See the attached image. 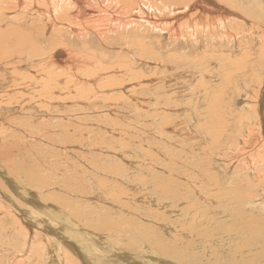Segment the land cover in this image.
I'll return each instance as SVG.
<instances>
[{
	"label": "rangeland",
	"instance_id": "374dc122",
	"mask_svg": "<svg viewBox=\"0 0 264 264\" xmlns=\"http://www.w3.org/2000/svg\"><path fill=\"white\" fill-rule=\"evenodd\" d=\"M23 15L31 16L30 14L29 15L23 14ZM194 15L190 17L191 18L190 21L196 20L195 18L200 19L198 17L199 15H197V17L196 15L195 16ZM192 18L194 19L192 20ZM25 21H26L25 26L29 27L31 24H34L35 29L39 27L41 29L44 25L43 23L37 22L36 20H33L31 18ZM22 23H23L22 21H16V24L13 25L22 27L21 26ZM235 25L237 26L235 30L239 34L242 30L241 23ZM230 26L233 27L234 24H231ZM40 29L35 30L33 32V36L38 37L36 39L42 43V46H40L44 50L42 51L48 54L47 56H49L53 54V52L55 51V48H53V46L61 41L56 38L51 39L52 38L51 31L44 37L43 34L39 32ZM219 32L223 33L220 29H216L215 31H212V33H214L215 35L213 37L219 35ZM233 32L236 33L235 31ZM159 34L161 35V33ZM157 35L158 34H154V33L152 35V38L153 37L155 38V43H156L155 49L158 51L157 55H161V58L164 61V62L162 61V63L163 64L166 63L164 65L162 64L161 65L162 67H158V73L167 74L164 68H166V70L172 71L173 65L183 64L182 65L183 67L179 66L178 70L180 72L182 71L184 72V70L186 71L190 67L196 69L198 73L194 75V77L197 78V81L196 83L191 84V86L193 87H189L188 89L184 90V92L177 91L181 87L180 83L177 82L174 83L172 81H169L168 78L163 79V81H159V82L157 80L153 85H151V83H145L140 87L138 94V98H139L138 100L143 104L139 102L140 105L136 110H135L136 107L134 106L135 102L133 101V97L129 93L124 92L123 90H122L123 93L119 91L102 93V94L101 92H99V95H97L98 94L97 93L96 96H93L94 98L92 97L90 100V102L93 103L91 106H94L91 107V110H89L91 113L83 112L80 114L73 115L72 113L74 111L76 110L85 111V109L86 111H88L87 109H89V107L86 104H83L82 99L80 103L78 102L64 103L66 102L67 96H69V94H65L63 96L60 95L56 97L60 100L61 104L59 103L58 105V103L56 102L57 103L56 105L55 102H52L47 107L46 105H44L45 98L43 96H38L39 84L38 85L36 84L37 88L35 85L32 89V92L30 93L29 91L27 92L24 90L25 87L29 88V86L32 85L30 82L31 81L30 78L29 81L28 78L26 79L24 77L29 76L32 77L33 80H36V77H41L39 76V74L45 71V67L43 66L41 61H44L47 58L41 55L39 58L37 57L38 58L37 59L35 56L36 54L35 55L32 54L33 56H35L34 58H31L32 64H29L28 66L25 65L24 67L19 68L18 71L20 74H22L23 76L22 78H24L21 79V81H18L20 76L17 78V80H15L14 78H12V75H8L5 72L0 73V90L2 91L3 89L4 90L6 89L7 90L6 95L9 96L13 94V96H11L9 100H6V98H4L5 102H0V135L6 136L8 134L9 137V139H7L8 141L7 143L4 142L3 139L0 140V150H1L0 180L3 179L2 181H0V192H1L0 194L3 196L2 198L0 197V261H1L0 264H5L6 263L5 260H8L10 257L14 255V252L12 251L14 248H16L17 251L19 250L24 251L23 254H26L25 257L26 259L29 260L28 262L29 264H36V263L37 264H67L65 260H66V256L68 255L72 259L74 258L73 259L74 261L71 264H229V263L230 264H264V247L261 248L260 246H258L260 242L261 244L264 242V226H263L264 223L262 222L264 220V180L262 181L259 180V176L264 173L263 172L260 173L259 171L258 172L260 174L254 171L252 173L249 171H248L249 173L248 172L242 173V169L244 167H242L241 164L236 163L238 159L235 156L237 155H233L234 157L232 156V158L230 159L231 161L224 160L223 157H221L225 153L224 152L225 150L224 149L222 150V148L224 146L227 145L230 146L232 144V141L228 139H230V136L235 135V133H238V128L240 126L246 129L247 127L251 126V121H253L256 118L260 119L259 111L256 110L255 112L253 111L252 113L251 110L254 109L249 105H253V107H255V105H257V107L261 106V104L258 103H260V100L264 96L263 71H262L263 73H261V78L263 79V80L261 79V81H263L262 84L263 86L261 85L262 87L261 86L257 87V90L254 89V87H251L252 92L248 93V102H250L247 103L248 105L244 104L242 102L244 100L239 96L237 97V95H239L242 91H244V93L247 94V91L251 89H248L247 91L242 90L244 88V84L241 80H237V79H232L233 82L230 81L229 83L231 84H229L228 81L227 82L225 81L226 80L225 78H228V76H226V74L223 73V71H227L228 74L229 70L232 69L230 64L231 62H235L236 60H243L241 53L239 51L242 50L241 48L242 46H244V44L246 46L248 45L251 46L253 53L255 52L254 53L255 56H256V51L258 50L257 48L262 44L261 45L260 43L258 44V40L256 39V37H254L255 35L253 36L252 34L248 37L242 35V37L236 40L237 42L223 41L221 43L220 41L214 40V38H210V40H207V37L205 36L203 37L200 36L201 34H198L202 40L200 39L199 44L197 45H194L192 43L188 45L187 49H183L184 52L186 53L185 54L183 53V55H179L178 59H183L185 56L187 57V59L179 61L178 59L173 58L172 54H174V51H170L172 47H170V49L168 48V45L170 44H168L167 40L165 39V36L161 35L160 37L159 35L158 36ZM158 44L161 45L159 46ZM179 44L180 43H178V45ZM78 45L79 48H77L76 51L79 49L80 52L86 53L85 49L82 50L81 49L82 47H80L82 46V44L78 43ZM207 46H209V48ZM54 47H56V45ZM115 50L117 52V55L120 54L122 57L115 55L116 54ZM60 51L65 52L66 56L57 59L56 55H53L54 60H56V62L57 61L59 62L67 58L68 52L66 50H63V48H61V50H57V53ZM89 52L93 53L94 51L93 49H91V51L89 50ZM96 52L101 55H103L104 53V51H99V50ZM127 52L130 53L128 50ZM180 52L181 51H178L179 54ZM205 52L208 53L206 54ZM228 52L230 53V55H232V60H230L231 59V57H229L230 55L226 54ZM123 53H124V49H120V48H115L114 50L113 49L108 50L107 56L113 57V60L110 59L108 64L106 66L104 65V67L109 68L112 72L116 71L115 69L112 68L114 67V65L117 66L118 63L120 64L124 63ZM113 54L114 56H112ZM174 61H176L177 63H175ZM109 64L112 65L113 67L109 66ZM197 64H201V65H197ZM204 65L208 67V73H206L207 75L205 77H202V75L200 74L201 73L200 69ZM227 65L229 68L226 67ZM222 66H224V68H222ZM33 72L34 75H32ZM111 73L107 76L108 79H110L109 76L113 77L116 72L115 73L113 72L112 75ZM186 73L188 72L186 71ZM212 73L213 76L218 75L220 77L221 89L217 90L216 93H211V95H209L208 93L210 92L206 91L205 86L204 88H202L203 85H201L202 87H200L199 84L205 79L204 83L206 87H209V90H212L211 88L214 86H218L220 82L217 83L216 81H213L214 83L212 85L208 84L209 82L207 79L209 77H212ZM115 75L119 76L120 74L117 72V74ZM148 75H150V73H148ZM172 75L173 74H171L169 77L171 78ZM40 79L41 78H39V80H36V83L39 82ZM178 79H179L178 82L190 83L188 79L192 80V77L185 76L184 78V76L181 75V77H178ZM234 81L235 82L237 81L238 87H242L240 88L242 91L239 90L237 85L235 86L236 83ZM250 83L251 85L253 84L252 86H254V84H257V83H253L252 81H250ZM232 84L233 86H231ZM231 87L233 88V90ZM41 89H43L42 86L39 88V90ZM197 89L199 90L203 89L205 90V93ZM253 90H255L254 93ZM96 91L98 92V90ZM96 91L94 90V92ZM234 91H236V93ZM200 93L203 94L202 99H199V96L195 97V95H199ZM127 94H129L130 96ZM206 95L209 97H207ZM23 97L27 98L26 100H24L23 104L27 102L29 105L31 99H33L34 101L33 104L32 105L30 104L29 108L24 109L26 111L23 113L18 112L16 114H10L8 111L16 109L13 111L17 112L18 110L23 109L22 106L17 105L16 103L17 100H23ZM119 97H122L121 98L122 100L118 101V103L122 102V104H120L121 106H124L126 104L125 105L126 109L125 107L124 108L121 107V111L124 112L125 114L128 112L127 115L129 116V119L127 121L122 116L125 114H118L117 117L115 116L117 114L116 112H115L116 114H112V112H110V109H108L112 105L110 102L113 103L114 101L115 103H117L115 99ZM238 98L240 99V101H238ZM257 98L259 99L258 102L256 101ZM41 99L42 101H40ZM95 101H97V103ZM108 103L110 105H108ZM179 104L180 105L183 104V105L180 106ZM263 105L264 103L262 104V106ZM146 107L147 109H145ZM177 107L180 108V110ZM47 109H49V111L51 110V113ZM92 109H94V111ZM195 110H197L196 111L197 113L195 112ZM30 111L35 113L39 112L41 114L40 115L41 117L39 116L40 118L39 117L37 118L36 116H32ZM118 113H120V111ZM188 113L189 114L191 113V115L195 117V119L197 116H200L202 114L201 117L198 118V120L200 119V125L203 126L204 133L209 131L212 134L218 133L220 136H222L220 139L221 140L220 145L217 147V149L213 150L214 155H216L214 156V159L212 160L206 159L205 157L206 154L204 153L202 155L201 152L203 149H206V151H210L212 145L205 146L204 144H202L204 147L200 146V148L197 149L200 151L198 152L196 150V147L193 146L195 145V143L196 144L199 143V142H195L196 140L195 135H193L194 139L192 140H188L187 139L188 137H185L184 139H181V137H179L178 133H184V130L185 132H187V129H185L186 126L183 130H181V127H184V125H186L187 123L184 125L178 124L177 123L178 117L182 114V117L186 118L185 115L188 116L189 115ZM199 113L200 115H198ZM254 113L257 114L255 115ZM7 116H9L11 120L6 121ZM53 116L54 119L52 118ZM71 116L74 117L76 116V117L73 118ZM119 116H121L122 118ZM166 116L168 117L170 116L171 119L174 118L175 119V120L173 119L174 122L171 121L169 125L168 124L162 125V122H164L165 118H167ZM46 118H50V121L49 119ZM109 118H111L110 120H113L118 124H123L124 126H126V127L117 128L125 133L126 135L125 137H121V135L118 134H116L115 136H112V134L110 135V133L113 131L112 128L114 129V126L112 125V122L109 121ZM240 119H242L243 121ZM72 120L73 121L75 120L74 121L75 123ZM124 121L127 123H125ZM88 122L91 123L89 124ZM10 124L11 126H9ZM62 125L63 128L61 127ZM130 125L132 126V129ZM175 125H177L178 130L175 129ZM71 127L74 128L75 130L72 129ZM191 128L194 129L193 127ZM76 129H80V130H76ZM133 129H135L137 132ZM4 131H6V134H4ZM8 131L10 134L7 133ZM107 131H109L108 132L109 135L107 134ZM30 132L32 135H29ZM148 132H151L150 135H148L149 134ZM228 134L231 135L229 136ZM26 136L28 139L26 138ZM117 137L119 140L117 139ZM127 137L129 142L127 141ZM159 137H161V139ZM123 139H125L126 142ZM134 139L136 140V142ZM226 139L229 142H226ZM120 140H122V142ZM198 140L202 141L201 138H199ZM68 142H72V143H68ZM190 145H192L195 149L190 150L189 148ZM246 145L248 146L249 144ZM254 146L255 145L251 146L250 143V146H248V148L244 150H249V148ZM219 152L221 153L219 154ZM193 154H196L197 156L195 158L196 160L195 162H201L202 164V166L198 164L196 167L193 165L194 169L191 168L192 165L188 166V163L184 162V158L186 155L194 157ZM249 155L255 156L253 152L249 153ZM106 158H108L109 160L108 159L106 160ZM149 158L151 159L148 160ZM204 159L210 160L212 169H209V167L205 166V162L207 161H204ZM145 160L146 161L148 160L149 163H147L148 161L146 162ZM152 161L154 162V164ZM132 163L133 164L135 163V165H133ZM74 164L78 166L81 164L80 165L81 167L80 166L77 167ZM149 164H151L152 166ZM130 166L134 168V171H130L131 169ZM175 166H177L176 172L169 174L170 170ZM48 168L51 170H49ZM238 168L241 169V173L239 174L234 171ZM128 172L130 174L125 176V174H127ZM255 173L258 174L256 175ZM214 174H218L219 178L221 177L219 180V184H217L216 186L212 185L213 182L211 180V175ZM245 174H247V176ZM161 177L163 179H160ZM40 178L43 179L40 180ZM153 178H155L156 180ZM170 178H173L174 179L173 182H175V184L173 183V187H171L172 189L174 188L173 191H175L174 193L175 195H172V193L168 194L167 191H164L161 188V186H166V185L168 186ZM233 178L236 179V182L231 186H229V182L231 183ZM8 179L11 182H9ZM34 179L37 181V183H35L36 181ZM88 179H90L91 181L89 182ZM175 179L177 180V182L175 181ZM205 179L207 180V183L203 184V181ZM38 180H40L41 183ZM140 180L141 181L145 180L144 183L146 185L144 187L145 190L133 189L132 186L133 187L139 186L138 183L141 182ZM82 181L84 183H82ZM100 181L101 182L103 181V183L105 182L104 188L107 190L102 189L99 186ZM127 181H131V183L125 184V182ZM220 181H222L223 183L222 188L220 187ZM150 182H152V184ZM46 185H48V187ZM241 186L243 188H240ZM184 189L187 190L186 192L189 191L192 192L191 200L190 199L182 200L184 197L180 198L179 194L182 195L181 192L182 191L185 192ZM241 189H245L243 191L246 193L245 197H243L242 199L239 197L240 196L239 191H242ZM116 190L118 193L116 192ZM120 191L128 193L130 197L131 196L133 197V199H131L132 197L129 198L128 196H126L128 200L126 199V197L122 198V196L119 195ZM225 192L230 195V196L228 195L230 199L229 202ZM28 193H30V195ZM110 193L117 196H112ZM144 194L145 196H147L148 194L149 195L145 197ZM150 194H153L155 196L153 204L160 202L159 200H161L160 203L163 204L168 203V209L171 207L173 211L178 213V215L166 213L165 216L162 218L168 221L172 225L173 230L181 229L183 231V227H184L183 225H185L184 229L186 232L188 233L195 232L196 235L191 234L190 235L191 237L189 236V238L181 237L183 234H181V236L179 235L181 239L183 238V240H186L184 244L188 243L186 247L189 246V244L191 245L189 250H186V252L187 251L189 252L184 253L181 251L182 249L181 246L183 245V243L181 242H183V240L180 239L181 241L179 246L175 241V239H173L174 237L171 236V235L174 236L176 235L175 231L170 232L171 234L170 236L168 237L165 236L163 239L161 238L162 241L159 239L152 240L151 235L155 236L154 234L156 232V227L155 225H153V220L148 221L145 218L146 217L145 214L151 210L159 211L162 213L163 210L161 211V209H159L154 205H149L150 201H148L147 199H149L148 197L150 196ZM135 195L137 196L134 197ZM138 197L139 199H135ZM143 197H145L146 200ZM140 198L143 199L141 200ZM176 198L177 200H175ZM41 204L42 206H40ZM45 205H47L46 209H44L45 207H43ZM241 205H243L244 207H242ZM23 207H25V209ZM54 207L55 210L53 209ZM118 208L119 209L121 208L122 211H120ZM56 210L58 211L56 212ZM186 210L189 213L191 212L190 213L191 216L187 213ZM59 211L61 214L59 213ZM125 211H127L126 212L127 214L124 213ZM225 211L231 212L229 214L233 213V217L234 216L235 217L233 218L231 215H227V214L225 215V217L222 218L218 216V214L223 216ZM108 212L110 213L109 215ZM89 213L90 215L91 213H93L94 216L93 219L88 216ZM195 214H198L200 220L198 217H196ZM241 215L243 217L247 215L249 216L248 218L251 217L257 218L259 221H257L256 223L253 222L252 224L253 226L257 225L261 220L259 226L261 225L262 227L258 228L255 226V229L253 231V233H255L257 236H252L248 234L249 231L248 228H245V223L247 222V220L250 219L245 220V218L241 217ZM2 216H4L5 218ZM226 216L229 217L227 218ZM36 217H38V219L42 217L41 219H39V221L41 222L38 223L35 222L34 220ZM44 217H46L45 220ZM86 217L92 220V222L91 223L87 222L88 219L86 221L85 220ZM186 217L188 218L186 219ZM142 218H145V220H143ZM185 219L187 220L186 222ZM188 219L190 220V222L188 221ZM204 219L205 221H203ZM177 220L178 222H176ZM197 220L199 221L197 222ZM227 220L228 221L231 220V221L228 222ZM103 221H105L106 223L105 225L102 224ZM191 221L194 223H192ZM72 222H74L73 223L74 225L72 224ZM201 222L203 223L201 224ZM190 223L193 224L195 227ZM205 224L207 226H203ZM45 225H48L49 227H46ZM115 225L121 226V232H119L118 234L116 232V228H114ZM180 225L183 227H181ZM123 226L126 228L122 229ZM201 226L202 228H200ZM220 226H222V228H220ZM231 226L233 229H231ZM74 227H76V229ZM107 227H109V230H107L108 229ZM225 227H228L229 229ZM223 228L224 231L226 229L225 232L223 231ZM145 229H149L150 231L152 230L154 231V233H151L148 230L145 231ZM72 230L74 231L72 232ZM37 231H42V233H40V235L38 233L37 234L38 236L36 238L35 232ZM82 231L85 232L83 233V235H82ZM20 235H21V239L19 238ZM236 235L242 237L239 238L236 237ZM92 236L96 238H93ZM236 238H239L240 240ZM88 240L90 241L88 242ZM159 241L160 244L166 247L168 250L170 249H172L171 251H173L174 249L176 250L175 252H173L174 253L173 256L171 255L170 257V255H165L157 249L156 243L159 244ZM228 244L231 247H229ZM11 247L12 249H9ZM232 250L235 251L233 252ZM34 251L35 252L37 251L36 254L34 253ZM227 251L231 254H229ZM107 252H111V253L109 254ZM21 253L22 251L18 254V256ZM220 254H222L221 256L223 259L221 258ZM4 258L6 259L4 260Z\"/></svg>",
	"mask_w": 264,
	"mask_h": 264
},
{
	"label": "bare ground",
	"instance_id": "6f19581e",
	"mask_svg": "<svg viewBox=\"0 0 264 264\" xmlns=\"http://www.w3.org/2000/svg\"><path fill=\"white\" fill-rule=\"evenodd\" d=\"M4 5V6H3ZM23 14H30L31 16H25ZM199 15L198 18H195L196 20H193L194 18H192L193 21L191 20V16L193 15ZM194 15V16H195ZM29 18L36 20L37 22L43 23V27L40 29L34 28V24H31L29 27L25 26V20H28ZM16 21H22L23 23L21 24L22 27L20 26H16L13 24H16ZM190 21V22H189ZM241 23V32L238 34V32H236L235 28L237 27L235 24H240ZM234 24L233 27H231L230 25ZM250 27V28H249ZM249 28V29H248ZM254 28V30H253ZM40 29L39 32H41L43 34V36L45 37V35H47L50 31L52 33V38H56L58 40H60L61 42L56 43V47L53 46V48H55V51L53 52V54L47 56L48 54H46L45 52H43L44 50L40 47L42 46V43L39 42L36 38L38 37H34L33 36V32L35 30ZM216 29H220L223 33L219 32V35L215 36L214 33H212V31H215ZM131 30V32H130ZM233 31H235L236 33H234ZM38 32V33H39ZM201 32V33H199ZM217 32V31H216ZM229 32V33H228ZM154 34H158L160 37L161 35L165 36V39L167 40L168 44V48L170 49V47H172V49H170V51H174L173 58L178 59L179 55H183V53L185 54L186 52H184L183 49H187L189 44H194L197 45L199 44L200 41V37L198 34H201L200 36H205L207 37V40H210V38H214V40L216 41H236L238 38L242 37V35L245 36H250L251 34L256 37V39L258 40V44L260 43L261 46H259L255 51H256V56L253 53V50L251 48L250 45L246 46L244 44V46H242V50L239 51L241 53L242 59L243 60H236L235 62H231V67L232 69L229 70V73L227 74V71H223V73L226 74V76H228V78H225L226 82L228 81V83L230 81H232V79H237V80H241L244 84V88L242 90L247 91L248 89H251V87H254V89L257 90V87H260L263 84V81H261V73L264 72V0H0V73L1 72H5L8 75H12V78H14L15 80H17V78L19 77L18 81H21V79L24 78H30V82L32 85L29 86V88H24L25 91H29L32 92L33 87L37 84H39L38 87V96H43L45 98V102L44 105H46L48 107V105L52 102H55V104L59 105L60 100L58 98H56L57 96L60 95H65V94H69V96H67L66 102L64 103H69V102H78L80 103L81 99L83 100V104H86L89 109H87L88 111L84 110H79V111H74L72 110V114L76 115V114H80L83 112H90L89 110H91V106L93 103L90 102L91 98L93 96L99 95V92L102 93H108V92H114V91H119L121 93L127 92L129 93L132 97H133V101L135 102V110L138 109L139 107V98H138V94H139V90L140 87L142 85H144L145 83H151V85L155 84V82L158 80L159 81H163V79H169V81H172L174 83H180L181 87L180 89H178L177 91L179 92H184V90L188 89L189 87H193L191 86V84L196 83L197 78L194 77V75H196L198 72L196 71V69H193L192 67H188L189 69H187L186 71L188 73H186V71L184 70V72H180L178 70L179 66H182L183 64L180 65H173L172 66V71L170 70H166L167 74H159L158 73V67H162L161 65L163 64L162 61L163 59L161 58V55H157V50L156 48V43H155V38H152V35ZM161 33V35L159 34ZM257 33V34H256ZM157 35V36H158ZM241 35V36H240ZM258 35V36H257ZM162 36V37H163ZM156 37V36H155ZM164 39V38H163ZM164 39V40H165ZM249 39V38H248ZM162 40V41H164ZM202 40V39H201ZM75 41V42H74ZM215 41V42H216ZM161 42V41H160ZM176 42V43H175ZM237 42V41H236ZM249 42V40H248ZM247 42V43H248ZM78 43L82 44L81 49L84 50L86 53L80 52L79 49L76 51L77 48H79ZM159 43V42H158ZM178 43H180L178 45ZM205 43V42H203ZM256 43V42H254ZM243 44V43H242ZM241 44V45H242ZM159 46L161 44H158ZM240 45V44H239ZM133 46V47H132ZM215 46V45H214ZM237 46V45H236ZM209 48V46H207ZM213 47V46H212ZM61 48H63V50H66L68 52L67 58L61 61H57L54 60V56L56 55L57 59H60L64 56H66L65 52L60 51L57 53V50H61ZM115 48H120V49H124V53H123V60L124 63H118L117 66L114 67L112 65L109 64V66L113 67L112 69H115L116 71H113L115 74H117V72L120 74L119 76H116L114 74V76H109L110 79L107 78V76L112 72L109 68L104 67V65L106 66L108 64V62L111 60H113V57L107 56L108 50H114ZM166 48V46H165ZM206 48V49H208ZM80 49V50H81ZM91 49H93V53L89 52V50L91 51ZM164 49V48H162ZM211 49V48H210ZM43 50V51H42ZM53 50V49H52ZM104 51L103 55L98 54L96 51ZM119 50V49H118ZM127 50L131 53H128ZM168 50V49H167ZM215 50V49H214ZM178 51H181L180 54L178 53ZM114 52V51H113ZM112 52V53H113ZM116 52V50H115ZM121 52V51H120ZM163 52V51H162ZM216 52V51H215ZM230 52V51H229ZM226 53L229 54L230 53ZM49 53V52H48ZM57 53V54H56ZM110 53V52H109ZM129 55V56H127ZM206 54L208 52H205ZM213 53V52H212ZM32 54H36V58L41 56L46 57L47 59H45L44 61H41L43 66L45 67V71L42 73H38L39 76L41 77H36V80H39V82L36 83V80H33L32 77L26 76L24 78H22V74L19 73V68L20 67H24L25 65L28 66L29 64H32V59L35 56H33ZM211 54V53H210ZM224 54V53H223ZM117 55V52L116 54ZM114 56V54L112 55ZM117 56L122 57L120 54H118ZM116 57V56H115ZM129 57V58H128ZM229 57H231L230 60H232V55H230ZM37 58V59H38ZM51 58V59H50ZM50 59V60H49ZM116 59V58H115ZM187 59V57L185 56L183 59H178L179 61L185 60ZM234 59V58H233ZM119 60V59H118ZM196 60V59H195ZM194 60V61H195ZM229 60V61H230ZM117 61V60H116ZM161 61V62H159ZM220 61V60H219ZM115 62V61H113ZM164 62V61H163ZM175 63H177L176 61H174ZM197 62V61H196ZM204 62V61H203ZM211 62V61H210ZM183 63V62H182ZM215 63V62H214ZM229 63V62H228ZM112 64V61H111ZM166 64V63H164ZM163 64V65H164ZM18 65V66H16ZM41 65V64H40ZM156 67H154V66ZM197 65H201V64H197ZM142 66V68H141ZM171 66V64H170ZM225 66V65H224ZM224 66H222V68H224ZM183 67V66H182ZM228 67V65L226 66ZM187 68V67H186ZM197 68V67H196ZM207 68V70H206ZM229 68V67H228ZM33 69V68H32ZM38 70V69H37ZM90 70V71H89ZM199 70V68H198ZM201 75L202 77H205L208 73V67H206L205 65L203 67H201ZM218 70V69H217ZM227 70V69H226ZM25 71V70H24ZM92 71V72H91ZM263 71V72H262ZM29 72V71H27ZM112 72V73H113ZM210 72V71H209ZM31 73V72H30ZM111 73V75H112ZM148 73H150V75H148ZM184 73V74H183ZM186 73V74H185ZM218 73V72H216ZM171 74H173L171 76V78L169 77ZM189 74V75H188ZM3 75V73H2ZM7 75V76H8ZM32 75H34V72L32 73ZM181 75L184 76H191L192 80H189L190 83H181L178 82L179 79L178 77H181ZM199 75V74H198ZM116 76V77H115ZM211 76V75H210ZM236 76V77H235ZM112 77V78H111ZM190 78V77H188ZM107 79V80H106ZM264 79V78H263ZM262 79V80H263ZM177 80V81H176ZM201 80V79H200ZM205 80V79H204ZM204 80L199 84L200 87H202L201 85H203L202 88H204L206 91H209L210 93H208L209 95H211V93H216L217 90L221 89V80L220 77L218 75H214L212 73V77H209L208 80V84L212 85L214 82L216 81L217 83L220 82L218 84V86H214L209 90V87H206ZM3 81V80H2ZM43 81V82H42ZM250 81H252L253 83H257L254 84V86L251 85ZM255 81V82H254ZM24 82V81H23ZM42 82V83H41ZM102 82V83H101ZM200 82V81H199ZM215 82V84H216ZM225 82V83H226ZM233 82V81H232ZM235 82V81H234ZM19 83V82H18ZM235 86L237 85V81L235 82ZM159 84V83H158ZM189 84V85H188ZM207 84V83H206ZM231 84V83H229ZM36 85V88H37ZM10 86V85H9ZM15 86V85H14ZM18 86V85H16ZM42 86L43 89L39 90V88ZM132 86V88H131ZM198 86V85H197ZM233 86V84L231 85ZM240 86V85H239ZM263 86V85H262ZM261 86V87H262ZM130 87V88H129ZM174 87V86H173ZM238 87V85H237ZM171 88V87H170ZM230 88V87H229ZM232 88V87H231ZM239 90H241L240 88L242 87H238ZM264 88V87H263ZM144 89V88H143ZM151 89V88H150ZM260 89V88H259ZM94 90H98V92H94ZM123 90V91H122ZM199 90V89H197ZM233 90V88H232ZM235 90V88H234ZM241 90V91H242ZM9 91V90H8ZM199 91L204 92L205 90L200 89ZM84 92V93H82ZM191 92V91H190ZM233 92V91H232ZM236 93V91H234ZM238 92V91H237ZM252 92L251 90L247 91V94L244 93V91H242L239 95H237V97H241L244 101H242L244 104L250 103L248 102V93ZM255 92V90H253V93ZM263 92V90H262ZM261 92V93H262ZM189 93V92H188ZM7 94V90L3 89L2 91L0 90V102H5L4 98H6V100H9L11 98V96H13V94L11 96L6 95ZM43 94V95H42ZM82 94V95H81ZM110 94V93H109ZM118 94V93H116ZM120 94V93H119ZM127 94V95H129ZM182 94V93H180ZM187 94V93H185ZM184 94V95H185ZM6 95V96H5ZM15 95V93H14ZM104 95V94H103ZM129 95V96H130ZM183 95V96H184ZM220 95V94H219ZM231 95V94H230ZM234 95V94H233ZM26 96V95H25ZM30 96V95H29ZM101 96V95H100ZM99 96V98H100ZM107 96V95H106ZM109 96V95H108ZM114 96V95H113ZM192 96V95H191ZM199 96V99H202L203 94L200 93L199 95H195V97ZM207 96V95H206ZM103 97V96H102ZM123 97V96H122ZM122 97L116 98L115 101L117 103H115L113 101L110 102L112 105L110 106V112H112V114H116L115 116H117L118 114H125L124 112L121 111V107L126 109V104L124 106H121L120 104H122V102L118 103V101H121ZM155 97V96H154ZM181 97V96H180ZM189 97V96H188ZM205 97V96H204ZM209 97V96H207ZM216 97V96H215ZM234 97V96H233ZM253 97V96H251ZM250 97V98H251ZM258 97V96H257ZM260 97V96H259ZM60 98V97H59ZM94 98V97H93ZM106 98V97H105ZM115 98V97H114ZM141 98V97H140ZM213 98V97H212ZM26 97H23V100H17V105H20L23 107V109L18 110L17 112L13 111L16 109H13L11 111H8L10 114H16L18 112H25L27 109L30 107V104H33V99H31V101L28 103L26 102L24 103V100H26ZM61 99V98H60ZM108 99V98H107ZM181 99V98H180ZM253 99V98H252ZM261 99V98H260ZM264 96L263 98L260 100L261 106L255 105V107H253V105H249L250 107H252L254 110H251L252 113L253 111L255 112L256 110L259 111V117L260 119H254L253 121H251L249 118L248 119L251 121V126L247 127L246 129H244L242 126H240L238 128V133H235V135L230 136L231 134H228L230 136V139L232 141V144L230 146H224L222 148V150L224 149L225 153L223 154V159L224 160H230L232 158L233 155H237L235 156L238 160V162L236 161V163L241 164L242 167H244L242 169V173L244 172H260V173H264V105L262 106ZM42 101V99L40 100ZM182 101V100H181ZM238 101H240V99L238 98ZM256 101L258 102L259 99L257 98ZM57 102V103H56ZM97 103V101H95ZM190 102V101H189ZM215 102V101H214ZM232 102V101H230ZM130 103V102H128ZM141 103V102H140ZM216 103V102H215ZM61 104V103H60ZM95 104V103H94ZM107 104V103H106ZM114 104V105H113ZM143 104V103H141ZM185 104V103H184ZM198 104V103H197ZM8 105V104H7ZM42 105V104H41ZM103 105V104H102ZM105 105V104H104ZM108 105H110L108 103ZM133 105V104H132ZM178 105V104H177ZM180 105V104H179ZM183 104H181L180 106H182ZM227 105V104H226ZM248 105V104H247ZM97 106V105H96ZM159 106V105H158ZM190 106V105H189ZM198 106V105H197ZM205 106V105H204ZM59 107V106H58ZM108 107V106H107ZM120 107V108H119ZM130 107V106H129ZM249 107V109H250ZM5 108V107H4ZM143 108V107H142ZM178 108V107H177ZM195 108V107H194ZM11 109V108H10ZM120 113H118L119 111ZM140 109V108H139ZM147 109V107L145 108ZM180 110V108H178ZM2 110V109H1ZM49 111V109H47ZM94 111V109H92ZM134 110V113H135ZM166 110V109H165ZM202 110V109H201ZM29 111V110H28ZM38 111V110H37ZM40 111V110H39ZM98 111V110H97ZM127 111V110H126ZM141 111V110H140ZM159 111V110H158ZM162 111V110H161ZM197 110H195L196 112ZM250 111V112H251ZM31 112V111H30ZM51 113V110L49 111ZM65 112V111H64ZM70 112V111H69ZM116 112V113H115ZM207 112V111H206ZM210 112V111H209ZM39 113V112H38ZM35 113V112H31L32 116H36L37 118L41 115L40 113ZM46 113V112H45ZM91 113V112H90ZM100 113V112H99ZM153 113V112H152ZM197 113V112H196ZM93 114V112H92ZM128 112L125 115H122L125 120L127 121L129 119V116L127 115ZM132 114V113H131ZM168 114V113H167ZM189 114V113H188ZM255 115L257 113H254ZM44 115V114H43ZM50 115V114H49ZM59 115V114H58ZM61 115V114H60ZM91 115V114H90ZM100 115V114H99ZM137 115V114H136ZM143 115V113H142ZM200 115V113L198 114ZM202 115V114H201ZM197 116L196 119L195 117H193L191 115V113L187 116L186 118L182 117V114L178 117V124L180 125H184V127H181V130H183L186 126L185 129H187V132L184 133H178L179 137H181V139H184L185 137H188V140H192L194 139L195 135V142H199V143H195L196 150L200 148V146H203L202 144H204L205 146L207 145H212L210 151H206V149H203L202 155L205 153L206 154V159H214V152L213 150L217 149V147L220 145V139L222 136H220L218 133L212 134L209 131L204 133V128L202 125H200V119L198 120V118L201 117ZM210 115V114H209ZM252 115V114H251ZM250 115V116H251ZM62 116V115H61ZM67 116V115H65ZM81 116V115H80ZM79 116V117H80ZM93 116V115H92ZM41 117V116H40ZM39 117V118H40ZM56 117V116H55ZM59 117V116H58ZM69 117V116H68ZM73 118H75L74 116H71ZM113 117V116H112ZM118 117V116H117ZM121 117V116H119ZM167 118H165V123L162 122V125L165 124H170L171 121L174 122L173 119L170 118V116H166ZM256 117V116H255ZM51 118V117H50ZM50 118H46L49 119ZM54 119V116L52 117ZM64 118V117H63ZM122 118V117H121ZM132 118V117H131ZM145 118V117H144ZM203 118V116H202ZM221 118V117H220ZM253 118V117H252ZM58 119V118H57ZM111 118H109V121L112 122V125L114 126V129L112 128V132L110 133V135L112 134V136H115L116 134L121 135V137H125V133L123 131H121L120 129H117L118 127H126L123 124H118L117 122L110 120ZM119 119V118H117ZM137 119V118H136ZM215 119V118H214ZM7 120H11V118L9 116H7ZM65 120V119H64ZM81 120V118H80ZM97 120V119H96ZM162 120V119H161ZM242 120V119H240ZM73 121V120H72ZM75 121V120H74ZM73 121V122H74ZM146 121V120H145ZM177 121V120H176ZM243 121V120H242ZM241 121V122H242ZM71 122V121H70ZM77 122V121H76ZM125 122V121H124ZM123 122V123H124ZM136 122V120H135ZM138 122V121H137ZM160 122V121H159ZM199 122V123H196ZM7 123V122H6ZM9 123V122H8ZM75 123V122H74ZM89 123V122H88ZM91 123V122H90ZM89 123V124H90ZM110 123V122H109ZM127 123V122H125ZM124 123V124H125ZM133 123V121H132ZM147 123V122H146ZM249 123V122H247ZM73 124V123H71ZM129 124V123H128ZM126 124V125H128ZM138 124V123H137ZM140 124V123H139ZM148 124V123H147ZM196 124V126H195ZM45 125V124H44ZM48 125V124H47ZM77 125V124H76ZM100 125V124H99ZM107 125V124H106ZM111 125V126H112ZM134 125V124H132ZM238 125V124H237ZM11 126V124L9 125ZM50 126V125H49ZM65 126V125H64ZM73 126V125H72ZM131 126V125H130ZM248 126V125H247ZM63 128V125L61 126ZM66 127V126H65ZM79 127V126H78ZM191 127H193L194 129H192ZM237 127V126H236ZM52 128V127H51ZM61 128V129H62ZM72 128V127H71ZM130 128V127H129ZM135 128V127H133ZM137 128V127H136ZM143 128V127H142ZM174 128V127H173ZM60 129V127H59ZM58 129V130H59ZM65 129V128H64ZM74 129V128H72ZM81 129V128H80ZM80 129H76V130H80ZM101 129V128H100ZM132 129V126H131ZM175 129L178 130L177 125H175ZM222 129V128H221ZM220 129V130H221ZM8 130V129H7ZM71 130V129H70ZM75 130V129H74ZM82 130V129H81ZM128 130V129H127ZM135 130V129H133ZM138 130V129H137ZM142 130V129H140ZM180 130V128H179ZM206 130V128H205ZM237 130V129H236ZM53 131V130H52ZM64 131V130H63ZM83 131V130H82ZM110 131V130H109ZM109 131H107V134L109 135ZM136 131V130H135ZM48 132V131H47ZM85 132V131H84ZM91 132V131H90ZM137 132V131H136ZM140 132V131H138ZM159 132V130H158ZM170 132V131H169ZM178 132V131H177ZM9 133V131L7 132ZM57 133V132H55ZM75 133V132H74ZM80 133V132H78ZM132 133V132H129ZM135 133V132H134ZM150 135L151 132H148ZM154 133V132H153ZM4 134H6V131H4ZM3 134V135H4ZM10 134V133H9ZM12 134V133H11ZM99 134V133H98ZM106 134V133H105ZM17 135V134H16ZM29 135H32L31 132ZM28 135V137H29ZM67 135V134H66ZM86 135V134H85ZM128 135V134H127ZM131 135V134H130ZM129 135V136H130ZM133 135V134H132ZM135 135V134H134ZM137 135V134H136ZM146 135V134H145ZM144 135V137H145ZM93 136V135H92ZM111 136V137H112ZM142 136V134H141ZM152 136V135H151ZM162 136V135H161ZM120 137V136H119ZM133 137V136H132ZM137 137V136H136ZM13 138V137H12ZM21 138V137H20ZM19 138V139H20ZM27 138V136H26ZM32 138V136H31ZM91 138V137H90ZM116 138V137H115ZM157 138V137H156ZM161 139V137H159ZM166 138V137H165ZM201 138L202 141H199L198 139ZM4 142H8L7 139H9L8 134L6 136H1L0 135V140H2ZM22 139V138H21ZM28 139V138H27ZM82 139V138H81ZM98 139V138H97ZM112 139V138H110ZM118 139V137H117ZM144 139V138H143ZM147 139V138H146ZM153 139V137H152ZM163 139V138H162ZM226 139V142H229ZM16 140V139H14ZM91 140V139H90ZM115 140V139H114ZM119 140V139H118ZM125 141V139H123ZM135 140V139H134ZM150 140V139H149ZM210 140V141H209ZM25 141V140H24ZM71 141V139H70ZM100 141V140H99ZM122 142V140H120ZM127 141H128V137H127ZM132 141V140H131ZM138 141V140H137ZM152 141V140H151ZM87 142V141H86ZM92 142V141H91ZM102 142V141H101ZM104 142V139H103ZM126 142V141H125ZM129 142V141H128ZM136 142V140H135ZM155 142V141H154ZM68 143H72V142H68ZM85 143V142H84ZM89 143V142H88ZM124 143V142H123ZM255 145L254 147L249 148V150H244L246 148H248V146ZM76 144V143H75ZM94 144V143H93ZM107 144V143H106ZM111 144V143H110ZM142 144V143H141ZM246 144H249L248 146ZM62 145V144H61ZM78 145V144H77ZM114 145V144H113ZM112 145V146H113ZM84 146V145H82ZM111 146V145H110ZM192 145L189 146L190 150H194L195 148ZM87 147V146H86ZM95 147V146H94ZM204 147V146H203ZM63 148V146H62ZM65 148V146H64ZM136 148V146H135ZM61 149V148H60ZM67 149V148H66ZM166 149V148H165ZM63 150V149H62ZM68 150V149H67ZM212 150V152H211ZM221 150V152H222ZM1 151V150H0ZM148 151V150H147ZM198 152H200L199 150H197ZM217 151V150H216ZM66 152V151H65ZM69 152V151H67ZM73 152V151H72ZM167 152V151H166ZM219 152V154L221 153ZM253 152L255 154V156L253 155H249V153ZM58 153V152H57ZM148 153V152H147ZM193 153V152H192ZM73 154V153H72ZM109 154V153H108ZM113 154V153H112ZM151 154V152H150ZM217 154V153H216ZM218 154V155H219ZM12 155V154H11ZM74 155V154H73ZM181 155V154H180ZM194 157L186 155L184 158V162L188 163L189 165H192L191 168H193L194 166L196 167L198 164L202 166L201 162H195V158L197 157L196 154H193ZM149 156V155H148ZM200 156V155H198ZM121 157V156H120ZM147 157V156H146ZM234 157V156H233ZM34 158V157H33ZM216 158V157H215ZM82 159V158H81ZM108 158H106L107 160ZM147 159V158H146ZM151 158H149L148 160H150ZM165 159V158H164ZM167 159V158H166ZM85 160V159H84ZM109 160V159H108ZM118 160V159H117ZM144 160V159H143ZM147 160V161H148ZM29 161V160H28ZM146 161V160H145ZM146 161V162H147ZM154 161V160H153ZM152 161V162H153ZM156 161V160H155ZM158 161V160H157ZM191 161V162H190ZM194 161V162H193ZM207 161L205 162V166L209 167V169L211 168V163L210 160H205ZM231 161V160H230ZM139 162V161H138ZM145 162V163H146ZM227 162V161H225ZM149 163V161L147 162ZM156 163V162H155ZM158 163V162H157ZM133 164V163H132ZM137 164V162H136ZM154 164V162H153ZM208 164V165H207ZM234 164V163H232ZM76 165V164H74ZM81 165V164H80ZM79 165V166H80ZM85 165V164H84ZM135 165V163L133 164ZM151 165V164H149ZM194 165V166H193ZM210 165V166H209ZM77 167H79L78 165H76ZM152 166V165H151ZM234 166V165H232ZM236 166V165H235ZM81 167V166H80ZM131 167V166H130ZM146 167V166H145ZM154 167V166H153ZM169 167V166H168ZM177 166H175L174 168H172L169 172V174L176 172ZM83 168V167H82ZM151 168V167H150ZM235 168V167H234ZM262 168V169H261ZM49 169V168H48ZM64 169V168H63ZM194 169V168H193ZM4 170V169H3ZM43 170V169H42ZM51 170V169H49ZM59 170V169H58ZM65 170V169H64ZM63 170V171H64ZM154 170V169H153ZM14 171V170H13ZM60 171V170H59ZM58 171V172H59ZM81 171V170H80ZM88 171V170H87ZM130 171H134V168L131 167ZM139 171V170H138ZM209 171V170H207ZM206 171V172H207ZM235 172H237L238 174L241 173V169L238 168L236 170H234ZM37 172V171H36ZM40 172V171H39ZM136 172V170H135ZM153 172V171H152ZM212 172V171H211ZM248 172V173H249ZM258 172V173H259ZM147 173V172H146ZM234 173V172H233ZM232 173V174H233ZM236 173V174H237ZM257 173V174H258ZM259 173V174H260ZM4 174V173H3ZM28 174V173H27ZM36 174V173H35ZM79 174V173H78ZM130 173L128 172L127 174H125V176L129 175ZM144 174V173H143ZM167 174V173H166ZM165 174V175H166ZM235 174V173H234ZM233 174V175H234ZM254 174V173H253ZM256 174V173H255ZM256 174V175H257ZM19 175V174H18ZM30 175V174H29ZM47 175V174H46ZM122 175V174H121ZM192 175V174H190ZM241 175V174H240ZM244 175V174H243ZM247 176V174H245ZM251 175V174H250ZM21 176V175H20ZM24 176V175H22ZM252 176V175H251ZM2 177V176H1ZM5 177V176H4ZM7 177V176H6ZM56 177V176H55ZM79 177V176H78ZM83 177V176H82ZM85 177V176H84ZM124 177V176H122ZM155 177V176H154ZM210 177V175H209ZM244 177V176H243ZM253 177V176H252ZM35 178V177H34ZM39 178V177H37ZM49 178V177H48ZM157 178V177H156ZM159 178V176H158ZM166 178V177H165ZM221 178V177H220ZM218 174H214L211 175V180H212V185L216 186L217 184H219V180H220ZM30 179V177H29ZM43 179V178H42ZM40 178V180H42ZM76 179V177H75ZM78 179V178H77ZM142 179V178H141ZM155 179V178H153ZM160 179H163L162 177ZM229 179V178H228ZM247 179V178H246ZM253 179V178H252ZM3 180V179H2ZM0 180V181H2ZM9 180V179H8ZM17 180V179H16ZM35 180V179H34ZM38 180V181H40ZM89 182L91 181L90 179H88ZM103 180V179H102ZM120 180V179H119ZM156 180V179H155ZM173 178H170V181L168 183V186H161L162 190L167 191L168 194L172 193V195H175V191H173V189L171 187H173V183L175 184V182H173ZM259 180L262 181L264 180V174L259 176ZM31 181V180H30ZM36 181V180H35ZM34 181V182H35ZM76 181V180H75ZM122 181V180H121ZM141 181V180H140ZM151 181V180H150ZM154 181V180H153ZM175 181L177 182V180L175 179ZM255 181V180H254ZM7 182V181H5ZM9 182H11L9 180ZM33 182V181H32ZM31 182V183H32ZM147 182V181H146ZM166 182V181H165ZM197 182V181H196ZM202 182V181H201ZM236 182V179L233 178L231 183L229 182V186H231L232 184H234ZM250 182V181H249ZM37 183V181L35 182ZM34 183V184H35ZM41 183V181H40ZM47 183V182H46ZM82 183H84L82 181ZM124 183V182H123ZM131 183V181H127L125 182V184H129ZM135 183V182H134ZM145 180H142L140 183H138L139 186L137 187H133V189H143L145 190ZM152 184V182H150ZM159 183V182H158ZM207 180L205 179L203 181V184H206ZM210 183V182H209ZM10 184V183H9ZM39 184V183H38ZM166 184V183H165ZM246 184V183H245ZM15 185V184H14ZM45 185V184H44ZM105 182L103 183V181L99 183V186L102 189H105L104 186ZM2 186V185H1ZM42 186V185H40ZM48 187V185H46ZM50 186V185H49ZM58 186V185H57ZM117 186V185H116ZM135 186V184H134ZM148 186V185H147ZM212 186V187H213ZM219 186V185H218ZM247 186V185H246ZM251 186V185H250ZM118 187V186H117ZM143 187V188H142ZM160 187V186H159ZM158 187V188H159ZM220 187H223V183L222 181H220ZM245 187V185H244ZM248 187V186H247ZM254 187V186H253ZM263 187V186H262ZM115 188V187H114ZM147 188V187H146ZM156 188V187H155ZM234 188V187H233ZM240 188H243L242 186ZM66 189V188H65ZM157 189V188H156ZM189 189V188H188ZM231 189V188H230ZM36 190V189H35ZM84 190V189H83ZM107 190V189H105ZM160 190V189H159ZM184 191H182V195L179 194L180 198L184 197L182 200H187L190 199L191 200V195L192 192H186L187 190L184 189ZM240 190V189H239ZM242 191L240 192V196L241 199L243 197H245V192L243 190L245 189H241ZM253 190V189H252ZM34 191V190H33ZM78 191V190H77ZM111 191V190H110ZM127 191V190H126ZM133 191V190H132ZM7 192V190H6ZM37 192V191H36ZM81 192V191H80ZM85 192V191H84ZM83 192V193H84ZM117 192V190H116ZM115 192V193H116ZM134 192V191H133ZM161 192V191H160ZM227 192V191H226ZM225 192V193H226ZM233 192V190H232ZM1 193V192H0ZM118 193V192H117ZM150 193V192H149ZM156 193V192H155ZM27 194V192H26ZM30 195V193H28ZM32 194V193H31ZM82 194V193H81ZM85 194V193H84ZM83 194V195H84ZM112 196H117V195H113L112 193H110ZM147 194V192H146ZM238 194V193H237ZM17 195V194H16ZM120 196H122V198L128 196L129 198L130 195L128 193H125L123 191H120L119 193ZM149 195V194H148ZM147 195V196H148ZM156 195V194H155ZM163 195V194H162ZM226 197L228 199V202L230 201L228 195L226 193ZM232 195V194H231ZM252 195V194H251ZM33 196V195H32ZM137 195H135L134 197H136ZM145 196V194H144ZM145 196V197H147ZM230 196V195H229ZM236 196V197H237ZM249 196V194H248ZM0 197L2 198L3 196L0 194ZM90 197V195H89ZM109 197V196H108ZM107 197V198H108ZM141 197V196H140ZM143 197L145 200L146 198ZM154 195L150 194V196L148 197L149 199H147L148 201H150L149 205H154L156 207H158L159 209H161V211L163 210V212H159V211H149L148 213L145 214V218L148 221H152L153 220V225H155L156 227V232H155V236H152V240H161V238L163 239L165 236L168 237L170 236V232L175 231L176 235H171L173 236L175 239V241L177 242V244H180V241L183 240L184 237L189 238V236L191 234H195V232H191L188 233L185 231L184 227L185 225L181 226L183 227V231L181 229L179 230H173L172 229V225L166 221L165 219H162L166 213H171L174 215H178L177 212L173 211L172 208L170 207L168 209V203H160L161 200H159L160 202L154 203ZM5 198V197H4ZM47 198V197H46ZM116 198V197H115ZM142 198V199H143ZM235 198V196H234ZM250 198V197H249ZM8 199V198H7ZM30 199V198H28ZM34 199V198H32ZM38 199V198H37ZM55 199V198H53ZM126 199L128 200V198L126 197ZM133 199V197L131 198ZM135 199H139L135 198ZM141 199V198H140ZM141 199V200H142ZM6 200V199H5ZM48 200V199H47ZM125 200V199H124ZM177 200V198L175 199ZM181 200V201H182ZM236 200V199H234ZM239 200V198H238ZM25 201V200H24ZM130 201V200H129ZM134 201V200H133ZM27 202V201H26ZM36 202V201H35ZM137 202V201H136ZM185 202V201H184ZM6 203V202H5ZM60 203V202H58ZM66 203V202H65ZM81 203V202H80ZM131 203V202H130ZM4 204V203H3ZM48 204V203H47ZM85 204V203H84ZM109 204V203H108ZM107 204V205H108ZM238 204V203H237ZM236 204V205H237ZM245 204V203H244ZM7 205V204H6ZM32 205V204H31ZM39 205V203H38ZM37 205V206H38ZM44 205V204H43ZM110 205V204H109ZM17 206V205H16ZM42 206V204L40 205ZM39 206V207H40ZM70 206V205H68ZM126 206V205H125ZM238 206V205H237ZM242 207H244L243 205H241ZM240 206V207H241ZM26 207V206H25ZM25 207H23L25 209ZM45 207L44 209H46L47 205L43 206ZM49 207V206H48ZM113 207V206H112ZM148 207V206H147ZM191 207V206H190ZM236 207V206H235ZM239 207V208H240ZM241 207V208H242ZM50 208V207H49ZM43 209V208H42ZM55 210V207L53 208ZM119 209V208H118ZM192 209V208H190ZM243 209V208H242ZM120 211L121 208L119 209ZM188 210V209H187ZM186 210V211H187ZM58 210H56L57 212ZM131 211V210H130ZM184 211V210H183ZM230 211V209H229ZM127 211H125L124 213H126ZM165 212V213H164ZM185 212V211H184ZM249 212V210H248ZM60 213V211H59ZM145 213V212H144ZM187 213L191 216V212L189 213L187 211ZM231 212L225 211L223 216L219 215L221 218L225 217V215H231L233 217V213L229 214ZM235 213V212H234ZM61 214V213H60ZM110 213L108 212V215ZM127 214V213H126ZM129 214V213H128ZM187 214V215H188ZM249 214V213H248ZM252 214V213H250ZM5 215V214H4ZM7 215V214H6ZM42 215V214H41ZM48 215V214H47ZM51 215V214H49ZM63 215V213H62ZM61 215V216H62ZM188 215V216H189ZM196 217H198V214H195ZM200 215V213H199ZM235 215V214H234ZM245 215V214H244ZM36 216V215H35ZM38 216V215H37ZM60 216V217H61ZM68 216V215H67ZM89 217H91L93 219V213H89L88 215ZM98 216V215H97ZM217 216V215H216ZM4 217V216H2ZM1 217V218H2ZM7 217V216H6ZM184 217V216H183ZM195 217V216H194ZM227 217V216H226ZM229 217V216H228ZM227 217V218H228ZM235 217V216H234ZM233 217V218H234ZM241 217H243L241 215ZM240 217V218H241ZM249 216H244L243 218L246 219H250L247 220V222L245 223V228H248L249 231V235L252 236H257L255 233H253L255 226L258 228H261L262 226H259V223L257 225H252L253 222H257L259 221L257 218H248ZM5 218V217H4ZM42 218V217H41ZM39 218V219H41ZM46 217H44L45 220ZM71 218V217H69ZM145 218H142L143 220H145ZM188 217H186L187 219ZM191 218V217H190ZM199 218V217H198ZM210 218V217H209ZM220 218V219H221ZM38 217L35 218V222H41L39 221ZM62 219V218H61ZM75 219V218H74ZM88 219V221H87ZM102 219V217H101ZM155 219V221H154ZM173 219V218H172ZM176 219V218H175ZM185 219V222L187 221ZM192 219V218H191ZM213 219V218H212ZM232 219V218H231ZM85 220L87 222H92V220H90L88 217L85 218ZM125 220V219H124ZM168 220V219H167ZM200 220V218H199ZM197 220V222L199 221ZM211 220V219H210ZM222 220V219H221ZM235 220V219H233ZM238 220V219H237ZM188 221L190 222V220L188 219ZM205 221V219L203 220ZM216 221V220H215ZM228 221V220H227ZM231 221V220H229ZM228 221V222H229ZM20 222V221H19ZM71 222V221H69ZM125 222V221H124ZM178 222V220L176 221ZM184 222V221H183ZM192 222V221H191ZM208 222V221H207ZM219 222V221H218ZM264 223V220L262 221ZM74 222H72L73 224ZM194 223V222H192ZM203 222H201L202 224ZM20 224V223H19ZM18 224V225H19ZM41 224V223H40ZM102 224H106L105 221L102 222ZM109 224V223H108ZM191 224V223H190ZM188 224V225H190ZM198 224V223H197ZM196 224V225H197ZM207 224V223H206ZM203 225V226H207V225ZM74 225V224H73ZM72 225V226H73ZM110 225V224H109ZM193 225V224H191ZM239 225V224H238ZM244 225V223H243ZM46 227H49L48 225H45ZM107 226V225H106ZM194 226V225H193ZM200 226V224H199ZM234 226V225H233ZM264 226V225H263ZM42 227V225H41ZM67 227V226H66ZM105 227V226H104ZM124 227V226H123ZM122 229H125L126 227H124ZM141 227V226H140ZM190 227V226H189ZM195 227V226H194ZM254 227V228H252ZM76 229V227H74ZM79 228V227H78ZM109 230V227H107ZM116 232L117 234L119 232H121V226H116ZM198 228V227H196ZM194 228V229H196ZM202 228V226L200 227ZM220 228H222V226H220ZM228 228V227H225ZM73 229V227H72ZM130 229V228H129ZM229 229V228H228ZM227 229V230H228ZM231 229L232 226H231ZM36 230V229H35ZM41 230V228H40ZM81 230V229H80ZM90 230V229H87ZM100 230V229H99ZM102 230V229H101ZM150 231L149 229H145V231ZM207 230V229H206ZM44 231V230H43ZM61 231V230H60ZM68 231V230H67ZM74 230H72L73 232ZM112 231V230H111ZM124 231V230H123ZM129 231V230H128ZM196 231V230H195ZM198 231V230H197ZM204 231V230H203ZM224 231V228H223ZM226 231V229H225ZM224 231V232H225ZM101 232V231H100ZM151 233H154V231H150ZM205 232V231H204ZM36 234V238H37V234L42 233V231H37L35 232ZM70 233V232H69ZM83 233H85L84 231H82V235ZM126 233V231H125ZM150 233V234H151ZM179 233V234H177ZM198 233V232H197ZM201 233V232H200ZM46 234V233H45ZM81 234V233H80ZM92 234V233H91ZM90 234V235H91ZM181 234H183L181 236ZM34 235V237H35ZM183 237L181 239V237ZM198 235V234H197ZM203 236V235H202ZM45 237V236H44ZM78 237V236H77ZM93 238H96L94 236H92ZM179 237V240H178ZM191 237V236H190ZM236 237H239L236 235ZM242 237V236H240ZM239 237V238H240ZM19 238L21 239V235L19 236ZM106 238V237H104ZM223 238V237H222ZM234 238V237H233ZM236 238V239H239ZM88 239V237H87ZM181 239V240H180ZM242 239V238H241ZM84 240V239H83ZM93 240V239H90ZM88 240V242L90 241ZM240 240V239H239ZM62 241V240H61ZM151 241V240H150ZM162 241V240H161ZM237 241V240H236ZM235 241V242H236ZM85 242V241H84ZM152 242V241H151ZM157 242V241H156ZM186 242V240H183V245L181 246V251L184 253H187L189 251L186 252V250H189L190 248V244L189 246L186 247V244H184ZM59 243V242H58ZM96 243V242H95ZM155 243V242H154ZM226 243V242H225ZM246 243V242H245ZM63 244V243H62ZM232 244V241H231ZM230 244V245H231ZM93 245V244H91ZM200 245V244H198ZM235 245V244H234ZM254 245V243H253ZM61 246V245H60ZM166 246V245H165ZM180 246V245H179ZM229 246V244H228ZM261 248L264 247V242L261 244V242L259 243V245ZM49 247V246H48ZM63 247V246H62ZM66 247V246H65ZM86 247V246H85ZM96 247V245H95ZM103 247V246H102ZM156 247L157 249L165 254V255H171L173 256V252H175L176 250L174 249L173 251H171L172 249L168 250L166 247L162 246L160 244L156 243ZM193 247V245H192ZM191 247V248H192ZM219 247V246H218ZM231 247V246H229ZM228 247V248H229ZM176 248V247H175ZM196 248V247H195ZM223 248V247H222ZM226 248V247H225ZM235 248V247H234ZM9 249H12L9 248ZM26 249V248H24ZM96 249V248H95ZM103 249V248H102ZM194 249V248H193ZM227 249V248H226ZM240 249V248H239ZM49 250V249H48ZM192 250V249H190ZM202 250V249H201ZM205 250V248H204ZM203 250V251H204ZM225 250V249H223ZM14 252V255L12 257H10L8 260H5L6 258H4L5 260V264H29V260L26 259V254H23V250H19L17 251L16 248H14L12 250ZM22 251V253L18 256V254ZM42 251V250H41ZM53 251V250H51ZM231 251V250H230ZM233 251V250H232ZM235 251V250H234ZM233 251V252H234ZM37 252V251H36ZM36 252L34 251V253L36 254ZM47 252V251H46ZM55 252V251H54ZM106 252V251H105ZM219 252V251H218ZM228 252V251H227ZM232 252V253H233ZM107 253H111V252H107ZM229 253V252H228ZM57 254V253H56ZM224 254V253H222ZM220 254V256L222 255ZM231 254V253H229ZM5 255V254H4ZM61 255V254H60ZM219 255V254H218ZM227 255V253H226ZM239 255V254H238ZM11 256V255H10ZM85 256V255H84ZM185 256V255H184ZM229 256V255H228ZM235 256V255H234ZM17 257V258H16ZM62 257V256H61ZM84 258V257H83ZM219 258V257H218ZM222 258V256H221ZM220 258V259H221ZM227 258V257H224ZM237 258V257H236ZM63 259V258H62ZM74 259V258H73ZM71 257L66 256V263L67 264H71L73 263V260ZM119 259V258H118ZM153 259V258H152ZM223 259V258H222ZM181 260V259H180ZM179 260V261H180ZM219 260V259H217ZM230 260V258H229ZM58 261V260H57ZM120 261V260H119ZM128 261V260H127ZM226 261V260H224ZM1 262V261H0ZM3 262V261H2ZM222 262V261H221ZM228 262V261H227ZM89 263V262H88ZM162 263V262H161ZM200 263V262H199ZM219 263V262H217ZM233 263V262H232ZM37 264V263H36ZM230 264V263H229Z\"/></svg>",
	"mask_w": 264,
	"mask_h": 264
}]
</instances>
